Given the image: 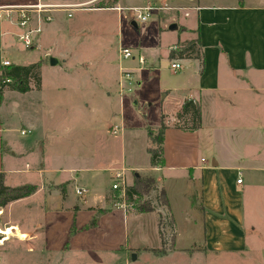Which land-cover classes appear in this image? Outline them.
Here are the masks:
<instances>
[{
	"label": "rangeland",
	"instance_id": "obj_1",
	"mask_svg": "<svg viewBox=\"0 0 264 264\" xmlns=\"http://www.w3.org/2000/svg\"><path fill=\"white\" fill-rule=\"evenodd\" d=\"M34 1L0 0V3ZM83 1L91 2L84 8L72 9L70 15H67V10L52 12L57 21L53 19L50 24L56 22L58 28L50 30L46 27L42 32V35L48 34L45 35L44 42L53 45L51 50L44 46L39 49L27 48L15 34H11L17 53L5 49L1 52L2 56L13 63L34 61L44 55V52L48 55V62L53 55H59L61 66V53L67 54V62H74L70 78L61 74L60 67L48 66L49 69L43 72L41 91L31 89L22 93L5 89L0 117L6 127H11L6 142L10 136L13 141L31 142L36 139V131L20 134V129L28 125V117L35 121L39 131L46 122L53 124L51 137L61 127L62 137L67 141L61 150L66 151L65 154L70 157L56 154L52 148L45 170L59 165H78L76 172L79 178H75V182H66L63 192L59 189V193L47 195L46 203L40 192L13 206L11 218L24 226L18 225V228L25 235L23 239H19L14 230L8 235L1 233L4 226L0 224V239L9 236L0 245V264H264V147L257 145L258 140L251 127L255 117L262 114L261 117L264 118V99L261 100L259 109H244V113L236 117L235 124L240 129L221 130L218 126L212 131L208 127L202 131L209 138L206 146H200L198 157L203 156L207 163H211L213 156L221 158L222 154L227 159L225 164L232 165L233 155L240 154L250 166L241 170L244 182L240 185L235 184L234 171H223L228 174L231 196H237V211L235 216H230L232 236L223 243L209 246L202 240L204 212L200 197L196 194L192 198L191 195V202L187 200L184 193L186 182L179 174L177 178L169 177L164 182L172 209L164 204L166 197L163 198V191L157 188L155 179L150 187L140 188L132 200L128 201L126 197L119 199V202H124L123 206L115 204L118 199H114L116 196L113 193L103 202L104 187H109L112 180L108 175L111 174V168L102 170L97 167L114 168L121 165L127 169L128 161L139 163L138 165L145 164V127L148 125L155 128V125H159L161 111H168L169 101L177 93L175 88L183 69L182 65L178 71H171L167 50L178 39L188 37V34L179 29L188 17H184L182 10L172 11L159 7L176 0H123L121 4H117L124 6L121 9L112 8L116 6L115 3V6L96 7L98 2L106 5L107 0H75ZM224 1L237 3L243 0ZM143 5L153 8L149 10L148 17L141 21L136 15L143 11L131 8ZM0 15L5 20L1 10ZM171 16H174L173 23L177 26L174 30L168 28L172 23ZM15 28L19 31L18 26ZM120 47H128L134 54H142L145 63L141 68L138 67L136 56L133 59L122 58L118 53ZM79 62H83V65H76ZM103 63L106 65L103 66ZM120 66L127 70L131 67L132 82H123V88L129 89L121 92L122 99L124 98L121 102L118 93L111 92L114 108L111 106L108 113L104 98L96 86L99 90L105 84L112 87L113 76L118 73ZM137 79L141 81L139 85L136 84ZM62 87L64 88L61 89ZM121 89L119 86V91ZM83 106L86 111L79 112L77 108ZM92 106L95 111L90 112ZM253 112L255 113L252 114ZM206 119L208 122L219 123L218 125L223 124L219 115L211 114ZM162 120L165 125L170 122V118L166 119L164 116ZM107 122L126 129V142H122L118 131L112 135L111 148L110 151L106 150L109 154L105 161L93 164L87 159L83 160L82 157L88 150L102 146L99 147V139L96 143L93 138L94 142L84 141L78 130L84 125L86 129H99ZM153 134H156V129H153ZM149 142L148 139V144ZM5 147L9 149L8 146ZM15 160V165L23 169L25 159L21 157ZM28 162L31 166L35 165V161ZM132 171H127V175L130 176ZM61 173L60 170L56 172ZM11 174L16 180L9 183L34 180L38 183L37 173L20 171ZM69 174L65 173L66 176ZM127 175L126 180L130 185L134 175L131 176L132 182L128 181ZM76 185L87 187L88 192L76 194ZM46 186L50 187V184L47 183ZM88 198L94 202L91 203V208L85 202ZM188 212L191 215L193 213L194 217L185 218ZM175 214L182 217L179 226H184L187 230L193 220L194 225L190 230L195 242H178ZM91 218L95 219L96 224L84 227ZM185 234L188 233L181 232V236Z\"/></svg>",
	"mask_w": 264,
	"mask_h": 264
},
{
	"label": "crops",
	"instance_id": "obj_2",
	"mask_svg": "<svg viewBox=\"0 0 264 264\" xmlns=\"http://www.w3.org/2000/svg\"><path fill=\"white\" fill-rule=\"evenodd\" d=\"M122 1L123 0H117L115 5L120 8L124 7L122 5H117L121 4L120 2ZM17 4L24 3H0V5ZM159 7L172 11L182 10L184 17H188V19L185 20L179 28L185 34H188V37L184 40L178 39L179 41L177 43H180L181 41L185 42L198 37L202 51V63L197 58H170L169 51L177 43L168 47V58L170 60H179L181 66L183 65L184 70L182 69V74H180L179 77V84L175 88L177 93L175 96H172V100L169 101L170 108L168 111H161L160 113V117L164 116L166 119L170 118V122L166 124V128L163 133V164L150 166L149 154L147 152V149L150 146V144H148L147 128L154 126L147 125L144 131L146 137L145 141L147 143L143 145V149L145 151V164L138 165L139 163L128 161L127 167L133 170V175L153 176L156 180L157 188L163 191L167 200L166 204L170 207L171 204L169 202L167 187L164 185V182L167 181L169 177L177 178L178 174L181 175L186 182V189L184 193L187 200L191 202V195L192 198H194V196L198 194L200 202L202 203L201 209L202 212H204L203 224L201 226L204 234V239L202 240L207 242L209 246H211V244L215 246L218 242L223 243L232 236L230 216H235V212L237 211V196H231L228 174L223 171L227 169L234 171L235 184L240 185L244 182L241 176V170L246 169L249 163L244 160L240 154L233 155L234 160L232 161V165L225 164L227 159L222 154L221 158L219 156H213L211 163H207L206 159H204L205 157L203 156L198 157L200 146H206L207 138H209V135H207V133L203 135L202 131L205 127H208V130L212 131L217 129L218 126L221 130L235 131L240 129V126L235 124L236 117L239 114L244 113V109L257 110L262 104L261 100L264 99V0H243L242 2L237 3H229L224 0H206V2L205 0H176L172 1L168 5H160ZM55 11H60V9L48 12L50 20L43 21L42 30L35 36L34 45L30 47L31 49H39L44 46L47 50H51L53 45L51 43L44 42L46 34L42 35V32L46 29V27L50 28V30L58 28V24L56 22L54 24H50L53 19H56L57 21V18L52 16V12ZM4 18L5 20L0 18V66L2 65L1 62L4 59L13 63L6 56H2L1 52L3 53L5 49L9 52L17 53L18 49L14 48L15 46L13 45V40L10 35L15 34L17 37L20 33V29L18 31L15 28V26L17 27V12L12 10L10 17ZM174 20V16H171L170 22L173 23L175 22ZM35 21L36 18L34 15L32 18V25H35ZM139 54V52L134 54L132 59L135 58V56L137 59ZM61 55L63 56L61 59V66L59 64V55L52 56V58L56 61L51 64L47 61L48 55L45 52L44 55H40L34 61L18 64H28L40 61V87L36 90L41 91L43 87V72L45 69H49L48 66L60 67V72L63 76L66 78L72 77L71 75L74 71L72 67L74 62H67L68 58L66 57V53H61ZM66 62L67 64H65ZM144 63L141 64L138 62V67L141 68ZM76 65L82 66L83 62H79ZM105 65L106 63H103V66ZM122 71L132 72V69L130 67L127 70V68L125 69L120 66L118 73L113 76L112 87L106 86L105 84L102 89L99 90V87L96 86L98 91L101 92V96L104 98L103 102L106 105L105 107H107L106 111H108V113L110 112V107L112 106L111 92L118 93L119 101L121 102V92L129 89L122 88L121 91H119L120 85L118 80ZM140 83L141 81L137 79L136 84L139 85ZM63 88L64 87L61 89ZM185 98L194 99L200 106L201 125L198 129L193 131L183 130L174 126V115ZM85 109L86 107L84 108V106L77 108L79 112H82L83 110L86 111ZM92 111H95L93 106L90 108V112ZM211 114L213 116H221L220 122L223 124L218 125L219 123L208 122L206 116H210ZM260 115L262 116V114ZM261 116L254 118V122H251L253 123L251 127L255 132V138L258 140L257 145L264 147V118ZM26 121L28 122V125L25 127L26 129H30L31 132H38L36 139L31 142H27L25 140H19V142L13 141L10 136L8 142H6L7 133L9 134L11 132V127H6L0 117V176L2 177L3 184L6 186H16L30 183L36 186V190L29 196L11 201L5 207L0 209V224L4 226L3 228L13 226L14 228L12 230H14L15 233L18 230L20 233V235H16L19 239H23L25 234L20 231L18 225L20 227L24 226L19 221H13L11 218L13 206L17 202L24 201L32 195L40 192L43 195L42 198L44 203H46L47 195L53 192L59 193V189H61V187L64 188L66 182H75V178H79V174L76 172L79 168L78 165L71 167H63L59 165L53 169L46 168L45 170L44 166L48 162L47 157L52 148L54 153H60L62 156L67 155L70 157L68 154H65L66 151L61 150V148L67 143V141L64 140V137H62V128L60 127V131L59 128H57L58 133L55 132V135L51 137L52 134L50 130H53V124L49 125V123L46 122V125L41 131H39L35 121H32L29 117L26 118ZM108 124L109 122H107L104 126L101 125L99 129L94 127L86 129L84 125L80 130H78V133L81 137H83L84 141H93V138L96 143V140L99 139L98 141L101 145L97 146H102L99 149L93 148V150H88L87 153L83 155V160L87 159L94 164L98 161L101 162L107 159L109 153L106 152V150L109 149L110 151L111 142L113 140V134L109 131V128L115 125ZM118 133L121 134L120 136L122 142H126V129H122V127H120ZM5 146H8L9 149L7 150ZM79 151L80 149L78 150L77 155ZM124 156L125 159L126 155ZM21 157L25 159L23 169L18 168L15 165V159ZM29 160L32 162L35 161V165L31 166L28 162ZM75 160L79 161V158L75 157ZM97 168L102 170L112 169V167L109 166H99ZM58 170L62 173L56 174ZM20 171L37 173L38 183L35 182L36 180L28 182L20 181L22 183L17 184L9 183L16 180V177L11 173H17ZM66 172L70 173L69 176L65 175ZM238 173H240L241 176V182L239 183L236 182ZM132 174H130V176L127 175L128 181L130 182H132ZM108 175L111 177V174ZM47 183L50 184V187L46 186ZM262 184H264V182H262ZM110 193H113L110 186L104 187L102 192L103 202L107 201L106 197H108ZM85 202H87V207L89 208L92 207L91 203H94L89 200V198L86 199ZM174 217L177 226L176 230L178 234V242L187 240L188 242H195L196 240L193 239V234L190 230L194 225L193 220L190 221V228L187 230L186 227L179 226L182 217H177L176 214ZM184 217L190 219L191 217L193 218L194 215L193 213L191 215V213L188 212V215ZM13 222L16 224H13ZM181 232L188 234L181 236ZM8 237L9 236H7L6 239ZM184 237L188 239H185ZM6 239H3L2 237L0 239V245ZM220 246L222 247L223 245L220 244ZM216 248L219 249L217 246Z\"/></svg>",
	"mask_w": 264,
	"mask_h": 264
},
{
	"label": "trees",
	"instance_id": "obj_3",
	"mask_svg": "<svg viewBox=\"0 0 264 264\" xmlns=\"http://www.w3.org/2000/svg\"><path fill=\"white\" fill-rule=\"evenodd\" d=\"M117 0H107L106 5L98 2L96 7L112 6ZM114 6V5H113ZM169 57L174 58H197L202 63V51L200 48L199 38L187 40L177 43L169 51ZM8 79V80H7ZM40 87V61H35L28 64L10 63L0 66V103L3 98L5 89L18 92H26L30 89H39ZM174 126L183 130L193 131L201 125V112L199 104L192 98H185L178 110L175 113ZM166 125L160 117L159 125L147 128V136L150 141V146L147 149L149 154L150 166L162 165V144L163 133ZM153 129H156V134H153ZM154 183V177L151 175L137 176L134 175V180L131 185L125 189V197L129 200L133 199L135 193H139L140 188H148ZM36 190L34 184L25 183L16 186H6L3 184L0 176V209L5 207L9 202L29 196ZM61 192L64 188L61 187ZM117 192H113L115 195ZM162 196L165 199L164 193ZM167 202L164 200V204ZM149 211V210H146ZM96 224L94 218H91L84 227H91Z\"/></svg>",
	"mask_w": 264,
	"mask_h": 264
},
{
	"label": "built area",
	"instance_id": "obj_4",
	"mask_svg": "<svg viewBox=\"0 0 264 264\" xmlns=\"http://www.w3.org/2000/svg\"><path fill=\"white\" fill-rule=\"evenodd\" d=\"M91 1H83V2H75V0H35L31 3L17 4V5H0V10L4 12V17H10V13L12 10L17 12L16 24L21 30L18 34L17 38L22 41L25 47L30 48L34 45V38L38 35L42 30V23L44 20H50V15L48 12L52 10H67L70 15V11L74 8H84L85 5L89 4ZM91 8V7H89ZM114 9H121L118 6L112 7ZM152 6H142L140 8L132 7L133 10H142L143 12H139L136 15V18L143 21L149 15V10H151ZM92 9V8H91ZM35 15L36 21L35 25H32V18ZM119 55L122 58H132L134 53L132 49L128 47H120L118 50ZM137 60L139 63H144V57L142 55L137 56ZM2 65H8L10 62L6 59L2 60ZM170 69L172 72H176L181 68V64L179 60H171ZM8 80V79H7ZM123 82L127 84H131L132 82V72L122 71L119 77V85L123 88ZM119 131V127L113 125L111 127L110 132L112 134H116ZM30 129H21L20 133L22 135L30 133ZM127 171H131L130 168H125L123 166L114 167L111 169V184L110 189L113 192H117L114 195V199H118L115 201L117 206H123L124 202H119V199H124L125 197V189L128 186L126 175ZM236 182H241L240 173H238V177ZM75 193L78 195H83L88 192L86 187L75 186Z\"/></svg>",
	"mask_w": 264,
	"mask_h": 264
},
{
	"label": "bare ground",
	"instance_id": "obj_5",
	"mask_svg": "<svg viewBox=\"0 0 264 264\" xmlns=\"http://www.w3.org/2000/svg\"><path fill=\"white\" fill-rule=\"evenodd\" d=\"M13 228H14L13 226L5 227V228H3V229L1 230V233L3 232V233L6 234V235H8V234H12V229H13ZM15 234H16V235H19V231L17 230ZM3 237H4V236H3ZM5 238H6V237H5ZM5 238H3V239H5Z\"/></svg>",
	"mask_w": 264,
	"mask_h": 264
},
{
	"label": "water",
	"instance_id": "obj_6",
	"mask_svg": "<svg viewBox=\"0 0 264 264\" xmlns=\"http://www.w3.org/2000/svg\"><path fill=\"white\" fill-rule=\"evenodd\" d=\"M176 27H177V26H176L175 23H172V24H170V25L168 26V28L171 29V30L176 29ZM55 61H56V60H55L54 58H52V57L50 58V63H51V64L55 63ZM133 257H134V256H133Z\"/></svg>",
	"mask_w": 264,
	"mask_h": 264
}]
</instances>
